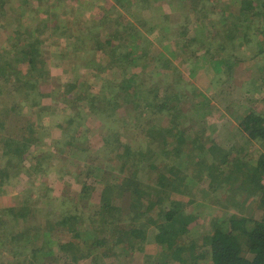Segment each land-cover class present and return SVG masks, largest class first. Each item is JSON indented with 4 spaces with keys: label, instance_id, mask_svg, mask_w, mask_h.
Returning <instances> with one entry per match:
<instances>
[{
    "label": "trees",
    "instance_id": "16d2710c",
    "mask_svg": "<svg viewBox=\"0 0 264 264\" xmlns=\"http://www.w3.org/2000/svg\"><path fill=\"white\" fill-rule=\"evenodd\" d=\"M53 1L57 0H0V24L4 26L5 20L9 26H13L12 21L17 24L9 37V47L0 49V196L7 192L9 184H13V170L17 172L12 175L21 171L34 173L41 171L46 161L44 155L37 156L30 167L21 166L24 164L23 155L31 146L35 144L38 150H44L40 120L42 112H52L48 106L39 108L42 112L40 120L36 121L23 107L36 106L48 95L59 101L58 93H62L61 90L44 93L40 87L47 79L51 60L44 53L43 31L50 25L61 30L73 26L70 22L65 24L66 18L61 15L41 13L44 5L53 9ZM111 1L112 5L105 7L107 12L96 19L81 18L84 13L80 17L81 9H75L80 22L70 30L72 35L63 43V49L53 48L62 61L81 60V66L92 68L97 77L109 69L120 73L122 80L114 83L109 79V91L103 96L92 92L72 99L88 100L93 113L105 123L107 118L115 119L118 108L125 106L126 115L118 118L124 122L123 130L132 134L114 131L111 126L110 131L102 134L103 143L95 151L91 145L87 146L89 136L86 129L73 134L72 139L55 140L56 151L52 156L62 155L70 145L75 148L71 149V156L75 155V150L83 152L82 164L78 158L66 156L67 163L77 168L76 173L71 168L65 171L76 174L78 179L85 177L79 179L83 194L91 195L95 190L90 178L102 186L103 198L96 206L94 224L82 229L72 226L78 221L76 215L70 221L63 214L53 213L60 208L57 201H46L49 212L45 213V223L35 214V207L26 201L2 208L0 264H78L87 259L89 264H106V257H113L121 264H133L134 260L140 264H264V153L252 164L248 149L224 146L221 140L216 141L208 133L209 125L206 129L204 125H196L188 134L185 128L191 125L188 121L190 115L197 119L206 118L214 105L210 98L193 103V97L202 95V91L184 77L174 62L180 57L175 49L168 50V53L161 51L156 54L157 58L150 55L157 42L162 44L174 32L171 20L168 16H159L155 22L145 18L141 10L136 11L145 5L151 6L153 0ZM235 1L239 3L236 12L229 7L224 10L222 18L214 20L215 23L197 21V33L193 36L188 35V20L181 25V55L186 52L184 60L196 63L199 52H204L202 59H208L218 71L231 77L237 62L242 61L238 50L244 46L251 52L248 59H263L256 65L263 64L260 67L263 83L254 86L255 91H261L264 89V0ZM178 3L181 9H185L188 1ZM204 11L200 8L199 13ZM129 16L135 17L142 26L133 25ZM52 27L53 31L58 30ZM150 57L158 61V65L149 72L138 70L141 64L151 60ZM22 64L26 65L25 70L20 68ZM77 68L75 64L73 71L78 73ZM12 70L17 72L13 74ZM68 96L60 99L66 100L74 109ZM186 102L195 107L190 104L189 111H184ZM166 115H172L173 120L183 119L182 126L175 133L162 124ZM234 116L239 131L248 137V144L255 141L264 146L263 112L250 109L243 115ZM15 122H27L24 137L16 139L4 132L9 131ZM81 122L77 115L69 116L66 124L60 123L58 128L63 131L78 125L74 130L77 132ZM203 132L208 133L207 136L204 137ZM170 135L173 139L169 138ZM170 154L173 156L169 157ZM141 171L149 172L148 181L139 179ZM201 180L208 181L210 188L216 183L223 192H230L233 203L254 196V205L261 211L260 217L233 213L217 206L225 211L216 213L211 210L209 219H201L200 214L188 210V204L194 202V194L201 190L194 192L193 188ZM107 184L113 188V194H107L110 190ZM188 195L191 198L184 201ZM116 196H123L126 200L118 204L114 201ZM152 196H156V200ZM128 200L138 208L139 212L135 214L139 220L127 214ZM141 200L146 201L148 209L142 211ZM157 204L161 207L159 220L147 223L149 215L144 216ZM208 204L201 203L210 207ZM97 221L104 223L99 227L95 225ZM17 223L20 228L15 229ZM149 246H152L150 251L146 248ZM56 247L59 248L57 253L54 251ZM125 249L128 250L124 252Z\"/></svg>",
    "mask_w": 264,
    "mask_h": 264
},
{
    "label": "rangeland",
    "instance_id": "374dc122",
    "mask_svg": "<svg viewBox=\"0 0 264 264\" xmlns=\"http://www.w3.org/2000/svg\"><path fill=\"white\" fill-rule=\"evenodd\" d=\"M12 1L14 2L16 0ZM178 1L180 0H153V4L151 6L145 5L143 8L140 7L139 9H136L137 12L141 10V14H143L145 18L149 17L148 20L153 19L155 22L158 21L159 16H168L169 21L171 20L173 26L175 27L174 32L168 35V39H165L166 41L162 44H159V42L156 43V46L153 48V53L150 55L156 57V54L158 53L159 55L161 51L168 53V50L175 49L180 57L178 56V58L174 59V62L180 67L184 77L188 79V81L193 82L194 85L198 87V90L202 91V95L193 97L194 99L192 101H195L193 103H198L200 100H205L206 98V100H208L210 98L212 104L214 105L213 111L206 118L199 117L197 119L194 115H190V119H188V121L191 125H188L185 128V130L188 131L187 133L189 134V131H191L196 125H204L205 129L206 125H209L208 133H210L216 141L221 140L224 146H234L236 148L242 146L243 148L248 149L250 154L249 156H251L250 158L252 159L251 163L253 164L254 161L258 159L262 153H264V146L255 141H253L251 145L248 144V137L239 131L238 122L234 115H243L250 109L263 112L264 115V89L261 91H255L254 89V86H259V83H263V80L260 78V67L263 66V64L256 66L258 62H263V59H259L257 61L255 59H248L247 57H251V52L242 46L238 50L239 58L242 59V61L237 62L236 66L233 68L234 71L232 72V76L230 77L223 74L224 71H218L214 64L208 59H202L201 54L204 52H199V58L196 63L184 60V56L187 55L186 52L181 55L183 51L181 48V46H183L181 39V25L186 23L188 20V35L193 36L197 33V21L203 20L206 23H208V21L210 23H215V21H218L223 17L224 10H226V8L230 7L231 11L236 12L239 3L235 0H187L188 4L186 8L181 9ZM53 2V9H51L50 6L44 5L41 13L44 12L45 14L47 12L46 15L63 16L62 18H66L64 19L65 24L67 22L73 24L71 29H75L76 23L80 22V20H78L79 17L74 11L75 9H81L80 17L81 14L84 13L81 18L86 17L96 19L100 15L107 12L105 9L106 6L109 7L112 5L111 0H106V2L103 0H57ZM80 4L81 7L79 6ZM202 5H204V7H202ZM200 8L205 9V11L199 13ZM129 19L133 22V25L136 24L135 26L137 27L142 26L139 25L135 17L129 16ZM13 22L14 21H12L13 26H9L6 20L4 21V26L0 24V49L3 47L5 48L6 46V48L9 47V37L12 35L13 28L17 27V24H14ZM150 23L151 21H148V24ZM52 26L55 27V25ZM52 26L50 25L46 27L43 31V42L45 41L43 44L46 45L44 47V53L51 60L47 79L46 81L41 82L40 87L43 89L44 93L45 91L51 90H61L62 93L63 91L65 92L63 94L58 93L59 101L51 99L48 95L44 96L36 106L31 108L27 106L23 107V110H29L27 111V114L30 113L36 121L40 120V113L42 112L39 108L48 106L52 112L45 114L42 112V121L40 120V129L42 128L41 136H43L41 147H43L44 150H38L39 147L37 148L35 144L31 146L24 153V164L21 166L22 168L25 165L30 167L36 162L37 156L41 157L44 155L46 161L42 164L41 171L34 173L21 171L16 175H12L17 172V170H13L11 173L13 184H9L7 186V192H4L5 194L0 196V209L14 205H21L26 201L28 202V205H31V207H35V214L39 219H41V222L45 223V213L49 212L46 201L50 200L51 203H55L57 201L56 205L60 204V208L59 210H53V213L63 214V216L69 217L70 221L76 215L78 221H75L71 225L82 229L87 227L89 224H94L96 206L101 203L103 198L102 186L95 182L93 178H90V182L96 186L95 190L91 193V195L83 194V187L81 182H79V179H83L85 177L82 176L78 179L76 174L65 172L67 169L71 168L72 171L76 173L75 170L77 168V166H72L67 163L66 156L68 155L71 158H78V161L82 164L83 152H81L80 149L79 151L75 150V155L71 156V149L75 148L70 145L68 149L63 151L62 155L56 154V156H52L53 152L56 151L54 141L58 139H60V141H65V137L72 139L73 134H77L81 130L86 129L89 136V143H87V146L91 145L92 150L95 151V149L100 147L103 143L102 134L110 131L111 126H113L114 131L119 130L128 134L132 133L127 132L125 129L123 130L124 122L120 121L118 118L126 115L127 108L125 106L118 108L115 119L107 118L105 123L99 118L97 113H93L91 110V103L88 100L73 101L72 97L86 95L92 92L103 96V94L106 91H109L110 88V81L108 80L112 79L114 83H118L122 80V76H120L119 72L117 73L109 69L106 73L97 77L92 72V68L81 66V60L73 59L69 62L70 59H68L66 61H62L60 57L55 55L56 51L53 47L55 46L56 49L59 50L63 49L65 47L63 43H65V40H67L69 35H72L70 32L71 29L61 30L60 28L55 27L58 30L53 31ZM58 41H61V45L59 44L60 48H57L59 46L57 45ZM165 45H167V48L164 47ZM189 50H192V48H189ZM6 57L8 58L9 56L6 55ZM150 58L151 60H149V62L145 61V65L141 64L138 70L141 72H149L156 67V64L158 65V61H154L152 57ZM75 64L78 66V73L75 70L73 71V66ZM143 67L145 68L144 70H142ZM20 68L25 70L26 65L22 64ZM12 72L14 74L17 71L12 70ZM216 76H219V78H216ZM80 82L87 83L83 85L80 84ZM66 89H68L69 94L68 100L71 102L73 101L72 103L74 109L69 106L71 104L66 102V100L60 99L61 96L66 97L68 95ZM190 102L183 104L184 111H189L190 104L192 105V108L195 107L194 104ZM73 115H77L78 119H82L81 124L77 128V132H74V130L78 125H76L75 128L69 126L63 131L61 128H58L60 123L66 124L69 116L71 117ZM182 120V118L173 120L172 115H166L162 124L167 128H170L172 133H175L179 129V126H182ZM24 130L25 132L27 131V122L23 124H21V122L20 124L15 122L9 131L4 132H7V135L18 139L22 136L24 137ZM208 133L203 132L202 135L205 137ZM169 138L173 139V136L170 135ZM231 151H233V149ZM1 153L2 150L0 149V164L2 163ZM172 156L173 154H170L169 157ZM105 161L103 162L105 163ZM60 164L64 167L63 169H61ZM222 167L226 168L227 165H222ZM149 175L148 171H141L138 176L142 182H146L149 179ZM220 177H217L216 179L222 184V182H220ZM107 186L110 185L107 184ZM218 186V184L214 183V187L210 188L208 181L201 180L197 187L193 188V190H195L194 192L197 191L196 189L201 190H198L194 194V202L188 204V210L192 213L194 212L195 214H200L198 216H201V219H209L211 210H215L216 213H222V211H225L217 206L227 208L233 213L244 214L246 216L255 215L260 217L261 211L254 205V196L249 199L246 197L247 201L238 204L237 202L233 203L231 193L228 191L223 192L221 187ZM226 188L228 189V185ZM202 189L204 191L207 190L208 192L204 193ZM107 194H113V188L111 186ZM180 197L184 198V196ZM188 197L191 198V196L188 195L187 198L185 197L184 201H187L189 199ZM152 198H154L153 200H156V196H152ZM123 200H126L123 196L114 197V201L118 204L123 203ZM63 201L64 204H62ZM141 201L143 204L142 211L143 209H148L149 207L146 201ZM230 201H232L233 204L230 203ZM128 203L129 200L126 203L127 207L125 208L127 214H130L131 217H136L139 220L138 215L135 214L136 211L139 212L138 208H134V205ZM201 203H209L208 205L211 206L206 207L201 205ZM154 207L155 210L150 208L146 216H144V218H146L149 215V218L146 221L147 223L159 220L160 213L158 210H161V207L158 204ZM103 223L104 221H97L95 222V225L100 227ZM19 226V223L15 224V229L20 228ZM70 235L72 234L70 233ZM114 247L115 246H113L112 249H114ZM146 248L149 251L152 250V246ZM126 250L128 249H125L124 252H126ZM54 251L57 253L59 248L56 247ZM89 262V259H87L82 260L78 264H89ZM106 264H121V262H115L113 257H106ZM127 264H129V262H127ZM133 264H140V262H136L134 260Z\"/></svg>",
    "mask_w": 264,
    "mask_h": 264
},
{
    "label": "built area",
    "instance_id": "2783aa9c",
    "mask_svg": "<svg viewBox=\"0 0 264 264\" xmlns=\"http://www.w3.org/2000/svg\"><path fill=\"white\" fill-rule=\"evenodd\" d=\"M264 182V181H263Z\"/></svg>",
    "mask_w": 264,
    "mask_h": 264
}]
</instances>
